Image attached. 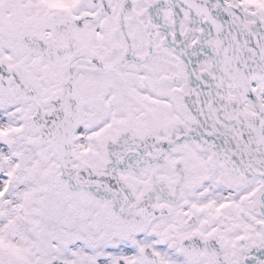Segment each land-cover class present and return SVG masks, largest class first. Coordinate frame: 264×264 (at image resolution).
<instances>
[{"label":"snow or ice","instance_id":"1","mask_svg":"<svg viewBox=\"0 0 264 264\" xmlns=\"http://www.w3.org/2000/svg\"><path fill=\"white\" fill-rule=\"evenodd\" d=\"M0 264H264V0H0Z\"/></svg>","mask_w":264,"mask_h":264}]
</instances>
